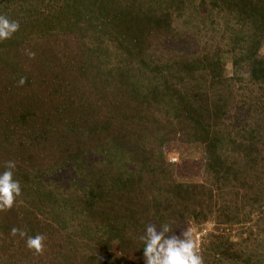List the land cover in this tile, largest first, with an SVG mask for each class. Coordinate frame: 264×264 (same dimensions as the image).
Here are the masks:
<instances>
[{"label":"trees","instance_id":"1","mask_svg":"<svg viewBox=\"0 0 264 264\" xmlns=\"http://www.w3.org/2000/svg\"><path fill=\"white\" fill-rule=\"evenodd\" d=\"M0 15L20 24L0 42V172L15 161L22 187L0 264H145L150 223L208 230L205 264H264V0H0Z\"/></svg>","mask_w":264,"mask_h":264},{"label":"clouds","instance_id":"2","mask_svg":"<svg viewBox=\"0 0 264 264\" xmlns=\"http://www.w3.org/2000/svg\"><path fill=\"white\" fill-rule=\"evenodd\" d=\"M20 29L18 21L10 20L6 15H0V42L10 40ZM30 57L35 53H29ZM20 85L26 83V78H21ZM15 161H8L5 170L0 172V212L11 210L22 196L21 183L14 176ZM178 229V228H177ZM19 234L26 239V246L42 253L45 247L46 236L36 234L29 236L26 231L18 228L11 229V235ZM143 243L145 264H205L200 247L191 230H182L179 235L171 224L150 223L146 226L145 234L140 236ZM102 259V258H101Z\"/></svg>","mask_w":264,"mask_h":264},{"label":"rangeland","instance_id":"3","mask_svg":"<svg viewBox=\"0 0 264 264\" xmlns=\"http://www.w3.org/2000/svg\"><path fill=\"white\" fill-rule=\"evenodd\" d=\"M181 155H182V153L180 154V153H176V152H174L173 154H171V157H170V159H171V161H172V163H174V164H179V163H181L182 164V158H181ZM185 172H187L188 174H189V177H191V178H195V174L191 171V169L190 168H188ZM188 230H191L192 231V233H193V235H194V237H195V239H196V241H197V243H198V245L200 244V250H201V245H202V240H203V235L208 231V230H199L198 231V228L197 227H190Z\"/></svg>","mask_w":264,"mask_h":264},{"label":"built area","instance_id":"4","mask_svg":"<svg viewBox=\"0 0 264 264\" xmlns=\"http://www.w3.org/2000/svg\"><path fill=\"white\" fill-rule=\"evenodd\" d=\"M199 247H200V244H199Z\"/></svg>","mask_w":264,"mask_h":264}]
</instances>
